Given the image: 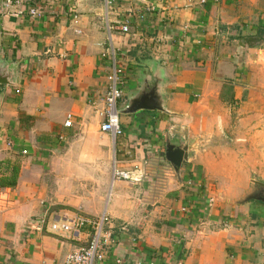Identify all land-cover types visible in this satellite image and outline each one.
<instances>
[{"label":"crops","instance_id":"crops-1","mask_svg":"<svg viewBox=\"0 0 264 264\" xmlns=\"http://www.w3.org/2000/svg\"><path fill=\"white\" fill-rule=\"evenodd\" d=\"M104 9L0 0V74L13 84L0 83V177L14 180L0 187V264H63L90 236L52 233L63 212L105 217L94 264H264V205L242 201L264 187L248 156L264 141V0H116L109 20L127 21L126 34H108ZM109 43L124 69L114 139L100 131ZM154 86L162 110L124 111ZM167 142L188 147L179 174ZM135 165L141 181L113 177Z\"/></svg>","mask_w":264,"mask_h":264},{"label":"built area","instance_id":"built-area-1","mask_svg":"<svg viewBox=\"0 0 264 264\" xmlns=\"http://www.w3.org/2000/svg\"><path fill=\"white\" fill-rule=\"evenodd\" d=\"M104 12L106 17V30L110 34L113 30H117L121 34L129 32V25L127 21L121 23H114L109 20V15L112 13V7L116 0H103ZM207 0H185L188 7H195L203 5ZM32 0H6L7 4L23 5L31 4ZM31 15L36 14V10L29 9ZM117 51L112 43H109L107 49L102 53V56H109L112 64L110 71L107 75V92L105 96V107L103 109L104 120L100 124V131L110 134L113 139L122 134L120 125L118 103L123 97L122 86L124 84V69L117 62ZM68 119L64 122L65 126H70L71 120ZM11 144L7 141L6 145ZM26 153V151H23ZM114 178H120L130 182H139L144 178L143 169L135 165L130 170H114ZM212 202V200H210ZM106 221L102 216L97 220L88 219L79 214H70L63 212L59 217L54 218L49 223V230L54 233H79L83 228H90L89 240L85 245H82L76 250L69 253L63 264H94L95 261H101L104 258V247L110 242V234L103 231V225Z\"/></svg>","mask_w":264,"mask_h":264},{"label":"water","instance_id":"water-1","mask_svg":"<svg viewBox=\"0 0 264 264\" xmlns=\"http://www.w3.org/2000/svg\"><path fill=\"white\" fill-rule=\"evenodd\" d=\"M241 46H255L256 41L254 37H242L239 39ZM259 43V42H258ZM262 44V43H261ZM0 83L13 85L6 75L0 74ZM138 109H159L162 110L161 97L158 93L157 87L154 86L148 92L138 94L134 98L130 99L126 107L125 112H134ZM187 146H175L169 142L166 143L165 159L170 163L176 174H179L181 165L187 159ZM258 183V182H255ZM258 200L264 202V197L258 193L247 194L242 201Z\"/></svg>","mask_w":264,"mask_h":264},{"label":"rangeland","instance_id":"rangeland-1","mask_svg":"<svg viewBox=\"0 0 264 264\" xmlns=\"http://www.w3.org/2000/svg\"><path fill=\"white\" fill-rule=\"evenodd\" d=\"M259 43H258V45H260V47H261V49H262V51L264 52V42H262V41H258ZM262 43V44H261ZM253 97L252 98H254L253 100L255 101V102H258V100H259V94L257 93V92H254L253 93ZM262 127H264V124H262L261 125ZM240 129V128H239ZM264 129V128H263ZM231 132V129H229V130H227V132ZM224 136H225V134H224ZM225 143H226V145H224V146H227V147H229V148H234V142L235 141H233V140H229V139H227L226 137H225ZM235 145H237L238 147L239 146H241V144H235ZM253 147V146H252ZM256 147V149H254L255 150V152H254V154H250V155H248L249 156V158L252 160V161H254L255 160V162L257 163V164H259L260 163V166L259 165H257V168H256V170L255 171H253L252 173H251V175H250V178L251 179H255V180H260V181H264V141H261V144H260V146L259 145H257V146H255ZM237 148V147H236ZM238 149H241V147H239ZM253 149V148H252ZM258 149H260L261 151H258ZM224 161L222 162V165L224 166V169H228L229 168V166L231 165V163H232V156L230 157L229 155H224ZM240 159L242 158V156H238ZM221 165V164H220ZM221 165V166H222ZM221 168V167H220ZM254 180V181H255ZM214 183V182H213ZM261 186H259L258 185V183H255V182H253V185H251V194L253 193H258L259 195H261V191H260V189L262 188V189H264V187H261ZM220 187H218V186H216V185H214V187H211V190L212 191H216V192H221V191H226V187H224V188H222L221 187V189L222 190H220L219 189ZM218 189H219V191H218Z\"/></svg>","mask_w":264,"mask_h":264},{"label":"trees","instance_id":"trees-1","mask_svg":"<svg viewBox=\"0 0 264 264\" xmlns=\"http://www.w3.org/2000/svg\"><path fill=\"white\" fill-rule=\"evenodd\" d=\"M264 29H261L257 32V41H262L264 42ZM8 180V181H7ZM7 180H4V178L0 177V187L4 186L5 183L6 184H14V180H12V178L10 179H7ZM251 202H254V203H259V204H263L264 205V202H261V201H258V200H250Z\"/></svg>","mask_w":264,"mask_h":264},{"label":"flooded vegetation","instance_id":"flooded-vegetation-1","mask_svg":"<svg viewBox=\"0 0 264 264\" xmlns=\"http://www.w3.org/2000/svg\"><path fill=\"white\" fill-rule=\"evenodd\" d=\"M261 188V187H260ZM260 191H261V196H263L264 197V189H260Z\"/></svg>","mask_w":264,"mask_h":264}]
</instances>
